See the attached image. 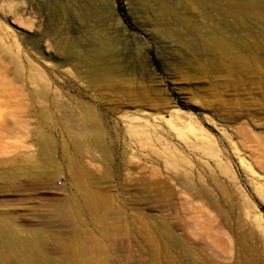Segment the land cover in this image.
<instances>
[{"label": "rangeland", "instance_id": "374dc122", "mask_svg": "<svg viewBox=\"0 0 264 264\" xmlns=\"http://www.w3.org/2000/svg\"><path fill=\"white\" fill-rule=\"evenodd\" d=\"M0 104L35 264H264V0H0Z\"/></svg>", "mask_w": 264, "mask_h": 264}, {"label": "bare ground", "instance_id": "6f19581e", "mask_svg": "<svg viewBox=\"0 0 264 264\" xmlns=\"http://www.w3.org/2000/svg\"><path fill=\"white\" fill-rule=\"evenodd\" d=\"M109 1L110 0H100V3L102 6H106L109 3ZM25 11L26 13L29 14L31 12V9L27 8V10ZM87 20L89 22V26L92 28L93 27L92 23L94 22L92 15L87 16ZM32 22L27 20L25 24H28L30 26L32 25ZM40 23H41V20H40ZM121 24H122L121 22L118 23V26H120ZM93 31H95V33L99 35V31L97 27L95 28L93 27ZM39 37L40 39L38 43H40L43 46V42L47 38V35L45 33H42ZM104 45L106 46V49H104L101 52V54L108 56L113 51L112 46L109 43H105ZM71 61L74 62V60H71ZM71 61L67 60L65 65H71L74 71L77 74H80L81 73L80 67L73 65ZM77 61H80V60H77ZM36 72H37V75H39L40 79L43 81L44 80L43 73L40 70H36ZM17 76L20 78L19 80L21 82L23 83L25 82V79H23L22 76H19V74H17ZM5 105L7 106L6 103ZM2 117H3V111H2V105L0 104V120L2 119ZM6 120H7L6 128L1 129L2 127H0V134L8 137L10 140L12 138V135L14 134V131L16 130L15 126L13 125V121L16 120V116L13 113H8ZM88 121L95 123L94 117L92 116L91 113H89ZM94 127L98 131V126L95 125ZM98 132L100 133V131ZM138 134L140 137L144 138V139L142 138L143 141L147 140V137L149 139V136L147 135L148 133L145 130H140ZM46 146L48 147V144H46ZM47 147L45 148L48 149ZM6 148H7L8 158L5 159L4 161H0V166L4 164H8L9 161L11 160V157H12L11 142H7ZM259 190L261 189L259 188ZM259 190L257 189L258 193L261 196V199L264 200V193ZM59 214L61 217L71 222L75 219L73 212L67 208H64L63 210H61ZM23 231L26 232V234L27 233L29 234L30 232L31 236L28 235L27 237V235L25 236L23 234L25 236L23 237L22 235H20V233ZM50 242H51V238L44 230H40L34 227L23 228L19 224H17L13 219L9 218L4 212H0V264H35L37 261L36 262H33V261L35 260L34 258L37 259V257L33 256V259H34L33 260L31 257L32 256L31 254H33L34 252H40V253L45 252L46 253L47 246L49 245ZM44 258L46 259V257ZM42 262L41 264H43Z\"/></svg>", "mask_w": 264, "mask_h": 264}, {"label": "trees", "instance_id": "16d2710c", "mask_svg": "<svg viewBox=\"0 0 264 264\" xmlns=\"http://www.w3.org/2000/svg\"><path fill=\"white\" fill-rule=\"evenodd\" d=\"M121 11V13L123 14V16L125 15V10L124 9H121L120 10ZM188 109H191V110H196V108L195 107H189Z\"/></svg>", "mask_w": 264, "mask_h": 264}]
</instances>
